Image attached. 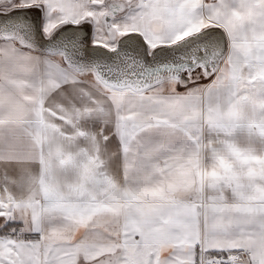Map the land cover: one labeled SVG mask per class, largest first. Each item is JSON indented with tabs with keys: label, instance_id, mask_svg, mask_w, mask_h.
Returning a JSON list of instances; mask_svg holds the SVG:
<instances>
[{
	"label": "snow or ice",
	"instance_id": "snow-or-ice-1",
	"mask_svg": "<svg viewBox=\"0 0 264 264\" xmlns=\"http://www.w3.org/2000/svg\"><path fill=\"white\" fill-rule=\"evenodd\" d=\"M0 264H264V0H0Z\"/></svg>",
	"mask_w": 264,
	"mask_h": 264
}]
</instances>
